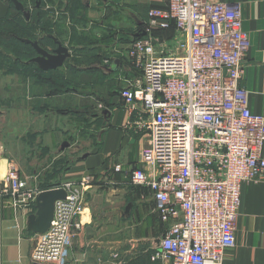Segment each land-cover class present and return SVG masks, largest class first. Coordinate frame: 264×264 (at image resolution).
Instances as JSON below:
<instances>
[{
  "label": "built area",
  "instance_id": "built-area-1",
  "mask_svg": "<svg viewBox=\"0 0 264 264\" xmlns=\"http://www.w3.org/2000/svg\"><path fill=\"white\" fill-rule=\"evenodd\" d=\"M43 1L54 19L64 13ZM161 1L149 9L142 37L124 55L142 77L126 80L120 97L130 126L146 138L131 183L151 191L155 211L168 224L152 260L223 264L236 244L242 185L264 178V115L252 112L249 91L241 86L250 37L238 4ZM170 28L173 39L156 36ZM38 177L23 176L13 164L0 195L32 214L44 190ZM85 183L53 187L64 188L67 196L56 202L50 228L36 234L33 263H66L77 219L87 207Z\"/></svg>",
  "mask_w": 264,
  "mask_h": 264
},
{
  "label": "crops",
  "instance_id": "crops-1",
  "mask_svg": "<svg viewBox=\"0 0 264 264\" xmlns=\"http://www.w3.org/2000/svg\"><path fill=\"white\" fill-rule=\"evenodd\" d=\"M52 1L57 7L74 2L81 10L82 18L66 19L64 24L78 35L74 44L56 35L70 48L69 60L74 49L80 50L81 89L50 95L48 84L0 70V90L5 87L8 92L0 95V118L6 120L0 128V182L13 164L23 176L38 174V182L54 168L60 186L88 179L87 207L77 219L80 226L74 229L65 264H166L152 260V254L168 224L155 211L151 191L131 183L146 138L130 126L131 117L120 97L126 80L142 77L124 55L137 34H143L149 9L162 1ZM214 1L240 5L250 37L241 86L249 91L252 112L264 115V0ZM13 10L17 9L10 0H0V21ZM97 54L113 57L110 66L93 62ZM14 116L19 119L13 120ZM65 142L68 145L63 147ZM18 152H23L25 162L22 157L18 160ZM30 214L0 195V264H34L36 233L28 229ZM223 264H264V178L242 185L236 244L226 251Z\"/></svg>",
  "mask_w": 264,
  "mask_h": 264
},
{
  "label": "trees",
  "instance_id": "trees-1",
  "mask_svg": "<svg viewBox=\"0 0 264 264\" xmlns=\"http://www.w3.org/2000/svg\"><path fill=\"white\" fill-rule=\"evenodd\" d=\"M21 2L26 0H20ZM33 4L32 20H28L24 14L19 10H13L6 19L0 21V44L6 45L11 49L16 48V45H23L25 50H12L17 54L13 57L9 53L0 50V70L6 73H18L24 79H30L35 81H41L48 84L49 89L47 92L50 95H62L71 92H78L81 89V82L79 79L83 76L84 70L80 68L82 63L80 56V50L74 49V56L70 60L74 62L70 63V60L66 61V64L62 69L51 70L45 72L39 68L35 63L27 64L29 60L36 56V51L31 44L25 43L23 39H29L32 41H38L39 44L47 49H51L49 46L56 47L53 37L58 38L56 34L61 38L59 30L64 29L66 19L71 21L79 20L81 17V10L74 7V2L69 6L60 5L58 8L64 9L63 14L58 18L54 19L50 11L44 10L43 0H31ZM41 2V5L37 7V3ZM49 3L54 5L52 0H47ZM12 2V1H11ZM13 3V2H12ZM26 4V3H25ZM14 5V3H13ZM15 7V5H14ZM63 7V8H62ZM27 24H31L30 28ZM24 31V32H23ZM75 31V30H74ZM33 32L32 35H26ZM26 33V34H21ZM175 34V29L170 28L167 30L157 31L156 36L162 39L171 40ZM23 36V37H21ZM74 40V39H73ZM13 41V43H12ZM15 44V45H14ZM14 45V46H13ZM53 47V48H54ZM19 49V48H17ZM7 51V50H6ZM24 51V52H23ZM22 53V54H21ZM93 62L101 63L104 62L109 56L103 57L101 55H94ZM83 89V88H82ZM79 111V110H77ZM77 114H82L77 112ZM58 173L56 169H49L45 177L40 176V188L47 190L59 185L60 182L54 180Z\"/></svg>",
  "mask_w": 264,
  "mask_h": 264
},
{
  "label": "water",
  "instance_id": "water-1",
  "mask_svg": "<svg viewBox=\"0 0 264 264\" xmlns=\"http://www.w3.org/2000/svg\"><path fill=\"white\" fill-rule=\"evenodd\" d=\"M10 1L14 3L17 10L21 11L26 18H29L30 14L26 10L24 3L20 0ZM142 35L143 34H137V38L142 37ZM53 39L56 47L51 49L42 47L38 41L23 39L25 43L31 44L37 53L35 57L26 63H35L44 71L62 68L66 64V61L72 56V52L63 42L55 37H53ZM118 63L117 61L116 65H118ZM66 145H68V142H65L63 147ZM66 196L67 191L64 188H51L40 192L36 198V211L28 217V229L36 234L45 233L51 226L56 202L66 198Z\"/></svg>",
  "mask_w": 264,
  "mask_h": 264
},
{
  "label": "rangeland",
  "instance_id": "rangeland-1",
  "mask_svg": "<svg viewBox=\"0 0 264 264\" xmlns=\"http://www.w3.org/2000/svg\"><path fill=\"white\" fill-rule=\"evenodd\" d=\"M22 3H24V5H25V7H26V10L29 12V14H30V16H29V18H28V20L30 21V20H32L33 19V16H32V10L33 9H31V7H30V5L27 3V1H23ZM26 3V4H25ZM30 28H32V25L31 24H27ZM70 28V29H69ZM66 27L65 25H64V29H61V30H59L60 31V35H61V38L64 40V41H66V42H68L69 44H74V42L76 41V38L78 37V35L76 36V34H75V31L73 30V29H71V27ZM24 32V31H23ZM21 34H26V33H21ZM33 34V32H30L29 34H26V35H32ZM57 35V34H56ZM21 37H23V36H21ZM58 40H59V38H57ZM74 39V40H73ZM61 41V40H60ZM12 43H13V41H12ZM175 41H172V42H170L169 43V45L170 46H174L175 45ZM15 45V44H14ZM13 45V46H14ZM48 47H50V48H53L54 46H49V45H47ZM16 48H14V49H11L10 47H6V45H4V44H0V50H3L4 52H6V53H9L10 55H12L13 57H16L17 56V54L16 53H14L12 50H25V48H24V46L22 45H16L15 46ZM17 48H19V49H17ZM7 50V51H6ZM24 52V51H23ZM22 54V53H21ZM69 61V60H68ZM72 62H74V60H70V63H72ZM1 74V73H0ZM5 88V87H4ZM4 88H2L1 90H0V95L1 96H6V95H8V92L6 93V92H4ZM11 92H12V95L14 94V89L13 90H11ZM20 103L19 102H14L13 103V105H19ZM19 119V117H16V116H14L13 117V120H18ZM5 123H6V120H5V118L4 119H2V118H0V128L1 129H3V127H5ZM82 125H84V124H82ZM7 140H10L9 138L8 139H6V141ZM10 142H11V140H10ZM16 144H18V146L20 147V144H19V141L16 143ZM18 147V151H20L21 150V148H19ZM22 157V160H23V162H25L26 161V159H24V156H23V152H18V154H17V158H18V160H20V158ZM35 175V174H34ZM159 231V230H158ZM159 233H163L162 232V230H160V232ZM162 236V235H161Z\"/></svg>",
  "mask_w": 264,
  "mask_h": 264
}]
</instances>
